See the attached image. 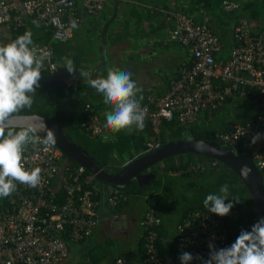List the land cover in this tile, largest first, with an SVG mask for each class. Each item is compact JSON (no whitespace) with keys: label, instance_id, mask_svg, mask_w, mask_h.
Wrapping results in <instances>:
<instances>
[{"label":"built area","instance_id":"obj_1","mask_svg":"<svg viewBox=\"0 0 264 264\" xmlns=\"http://www.w3.org/2000/svg\"><path fill=\"white\" fill-rule=\"evenodd\" d=\"M107 1L0 0V25L19 29L26 25L25 17L32 15L53 31L54 38L66 40L71 32V20L79 21L82 12L99 13ZM234 5L223 1L226 10ZM170 14L174 19L171 36L189 46V58L181 61L179 75L170 79L164 93L157 95L145 87L139 103L152 133L145 140L142 152L161 146L158 132L163 120L193 121L200 111L215 108L226 96L250 94L251 100L263 110L260 119L235 122L231 129L216 133L223 147L239 152L238 145L248 135L255 134L259 121L264 122V27L254 29L245 17L239 18L233 26L234 45L225 58L216 59L222 44L206 21L195 22L177 9ZM33 44L37 54H50L44 68L50 72L56 70L51 45ZM85 109H89V103L85 104ZM81 126L92 135L102 129L95 113L89 114ZM250 155L259 169L264 168V143ZM60 156L56 146L47 151L42 144L25 147L24 167L28 170L40 167L41 181L34 188L15 182L16 190L0 199V264H60L68 255L69 242L85 238L96 226L98 200L92 197L94 190L88 186L94 175L89 173L81 178L86 168L80 164L74 170L61 166ZM53 179L59 182L57 188L51 184ZM114 191L108 197V204L112 206L119 199H125L117 189ZM257 221L255 211L249 210L246 230L250 231ZM158 223L153 209L147 208L140 219L142 226L149 227L144 235L146 256L141 264H166L159 258L155 246L157 232L152 226ZM175 234L177 246L193 257L207 259L210 243L217 249L229 246V233L223 220L199 208L185 212L176 225ZM192 261L190 264H201L198 259ZM114 264H122V259L116 258Z\"/></svg>","mask_w":264,"mask_h":264},{"label":"trees","instance_id":"obj_2","mask_svg":"<svg viewBox=\"0 0 264 264\" xmlns=\"http://www.w3.org/2000/svg\"><path fill=\"white\" fill-rule=\"evenodd\" d=\"M122 1L124 0H119V4L122 3ZM223 1L224 0H189L191 8L187 9L185 6L175 7V8L185 12L189 17H191L193 21L198 23H202L204 21V17H203L205 15L204 12H209V14H219L221 16L223 14H226L229 16L228 18L234 19L233 26L235 25L237 20L241 17H245L250 25H252L253 19L264 17V0H228L230 2L235 3L234 7H232L229 10H226L223 7ZM77 4L80 5V3ZM110 4L111 5L108 8L109 12H107V14L105 12H102L103 17H108L109 16L108 14L110 13L112 14L113 0H111ZM196 10L200 12V15L196 14L195 17H192L191 15L195 14L194 11ZM215 18H222V17H215ZM25 20H26V25L19 29H13L11 26L8 27V30L10 32V37L5 38L7 43L13 41L19 35H22L24 32L30 31L32 33L33 43L38 42L40 44H50L52 46L53 56H54L53 58L54 60L57 61V63L63 62V59L67 57L74 61V64L77 67L78 71L79 70L85 71L84 70L85 67L83 66L82 63L83 60L86 59L79 58L78 55H73L70 47H66L64 44L62 45L60 42L52 41V38L54 37L52 36L53 31L51 29H48L43 25H41L40 23H38L35 20L34 16L32 15L26 16ZM227 21L229 20L227 19ZM230 24L231 23L227 22V27H225L222 31L216 28L218 24H213L216 30L214 31L218 35L221 44L223 43L224 46V49L221 50V52H219L218 55L216 54V59L225 58L228 55V51L230 49L226 51V48L228 47V44H231L232 42V41L231 42L228 41L230 40L228 37L229 36L228 32L232 34L231 40L233 38V32H234L233 26L232 28H230ZM232 44H234V42ZM42 72L48 73V69L43 68ZM85 84L86 82L84 78H81V81L79 82L78 87L75 91H77L80 88H84ZM57 96L61 97L59 100H64L66 94L62 92H55L52 90H48L41 86L37 90L32 107L25 108L20 113L39 112L45 116H48L55 123L59 124L63 128L69 140L74 141L82 148L86 149V151L96 159L99 165L105 167L110 172H116L120 168V165L124 163L126 159H131L137 150H141L142 147L144 148L145 140L149 138L151 135L152 128L150 123H145L144 130L142 132L138 131L137 134H129L126 133L125 130H121L118 133H113L112 131H110L105 127L106 116H104L101 120V128H102L101 132L92 135L89 131H86L81 126V122L87 119L89 114L98 113L99 106L89 102L88 98H86L81 102L69 101L64 104L45 103L46 101L49 100H57ZM242 97H246V96L241 94H235L231 97L226 96L224 100L218 103V105L215 108L204 109L200 113H198L197 117L193 121L181 122L176 118L169 121L163 120L162 123L160 124L161 127L158 132V137L161 141V145L170 140H178V139L187 140L188 137H191V139L200 137L207 140L215 139L219 143V145L223 147L222 143L220 142V140L216 135L218 131L231 129L235 122L244 123L249 120L258 121L260 119V115L263 110L261 107L256 105L252 100L250 102L252 109H250V111H248L243 118H240V120L239 119L231 120L230 118L228 119L227 116L222 118L220 117L219 111L223 107L228 105L235 98L236 100L237 99L240 100L242 99ZM86 103H89V109H85ZM70 104L71 106L72 105L79 106V109L74 110L73 108L70 107ZM163 125L165 126V128L162 127ZM108 132L115 135V137L109 139L104 138V135L108 134ZM257 132L264 133V122L259 121V127L257 128L255 134ZM255 134H253L252 136L248 135L247 137H245L243 142H241L238 145V150L246 151L249 154H252L253 151L260 148V146L264 143V137L258 140L255 144H252L251 139ZM126 143H128L129 147H125ZM122 146H124V148ZM140 152L142 153V151ZM114 154H118V156H121V159L119 160V164L116 167L110 165L111 159H113L112 157L114 156ZM196 159L205 163L204 167L203 166H202L203 168L200 167L201 169L199 167L196 168L192 167L191 169H189L190 163L192 161L193 163H195L197 161ZM163 162H164L163 165L159 166L158 168H155L157 166V163L152 164L150 166V170L153 173H155V176L151 180L149 185H143L142 187H138L135 181L133 182L132 185L128 187H121L112 183L98 180L94 176V178L91 180V182L88 185L89 187H92V189L94 190L92 197L96 200H99V198H103L102 201L105 204H108V197L115 193L114 191L115 189H117L118 192L121 193L122 195L128 197L130 194L131 196L134 194H139L141 191L147 189L148 186L152 185L154 188L149 196L148 208H152L155 215L158 216L159 218V223L157 225H153L152 228L155 229L157 232V237L155 239L157 254L159 258L164 262L166 261L167 258H170L173 259L176 264H181L180 260L177 258L174 252V250L177 249L179 251L180 249L177 248V246H175L176 249L175 248L173 249V247L167 248L166 245L159 238L161 222H162L159 204L162 195L166 190H168L170 184L172 185L181 184L184 187H191V186L194 187L196 184L201 186L204 184L202 181H197V179H193L187 182H182L180 181L182 180V178L185 177L193 178V175L195 176L204 175L209 179L207 183L208 185L211 184V187L212 186L221 187L224 184L228 185L229 193H230L229 200H231L234 203V207L230 210L229 215L223 217L220 216V217L223 219L228 229L229 246L236 240L242 229L246 230L248 228L249 224L245 221V217L247 216V210L250 209L249 205H251L252 202L245 185L241 182V180L232 170H230L224 164L210 157L193 152H188L184 155L177 154L176 156L163 159ZM59 164L61 166H67L70 170H74L79 165L77 162L68 158L62 153L59 159ZM260 171L262 173L263 185H264V168L260 169ZM89 173L90 172L86 169L83 172L81 178H83L84 175ZM51 184L56 188L57 186H59V182L56 179H53ZM162 185H163V189H161L160 192H158L159 187ZM95 187H97L98 189L96 190ZM232 197L239 198L240 202L236 203ZM3 199H5V197H3ZM229 200H226L225 203H228ZM126 203H127V198H125V200L119 199L116 202V204L113 205L114 206L113 211L116 212L123 210ZM193 208H202L207 210L203 205V200L200 198L199 200L193 201L192 203L188 204L185 208H183V210L179 214L180 218L178 219V221L181 220V218L188 209H193ZM144 214L142 215V217L144 216ZM142 227H143V233L139 237L136 243L137 254L135 257V262H133V264H141V261L146 256L144 235L147 233L149 227H144V226ZM63 235L67 237L66 233H63ZM116 258L118 257L116 256L108 257L110 262H113L114 260H116ZM127 264H130V262H128Z\"/></svg>","mask_w":264,"mask_h":264},{"label":"crops","instance_id":"obj_3","mask_svg":"<svg viewBox=\"0 0 264 264\" xmlns=\"http://www.w3.org/2000/svg\"><path fill=\"white\" fill-rule=\"evenodd\" d=\"M110 3H111V0H108L106 4L104 5L103 9L97 14H86L82 12L83 14L81 18L79 19V21H77L78 25L84 24V23L88 24L89 22L91 23V26L93 24L94 25L99 24L100 26L99 31H98L100 33L99 34L100 39H98L99 45L97 46L98 54L95 53L94 51L90 52V58L94 60H89L88 58L86 60H83V63H82L83 66L85 67L84 70L91 73V76L88 79L106 78L108 71L111 69V68L109 69V67L113 66L116 69L130 71L132 73L131 79L134 80L137 86L142 90L141 92L137 93L136 98L138 100H141L145 87H149L157 95L164 93L168 87L170 79L177 77L179 75L181 61L185 60L186 58H189V46L182 45L181 43L173 39L171 36L174 19H173L172 14H170V12L177 9L175 7L185 6L187 9L191 8L189 0H124L120 4L118 0L116 15L109 21V24L107 25L105 32L103 33V37H102L101 29L104 23L110 19L109 16L111 15V13L108 14L109 15L108 17H100V15L102 11L105 12L108 10V8L111 5ZM113 7H114V0H113ZM80 8L81 7H79V9ZM177 10H180V9H177ZM181 12L187 15L185 12L183 11ZM194 13L195 14H192V15L190 14V15L192 17H195L196 14L200 15V12L198 10L194 11ZM204 13H205V15L203 16L204 21H206L214 30L215 28L213 24H218L216 28L219 29L220 31H222L225 27H227V22L231 23L230 28H232L234 24V19L228 18L229 16L226 14H223L221 16L219 14H209V12H204ZM90 16H95V17H90ZM215 17H222V18H215ZM227 19L229 21H227ZM263 20H264V17L253 19L252 25H251L252 28L259 29V28L264 27ZM126 21L130 23H127ZM0 26L9 27L8 25H4V24ZM71 32H72V27H71ZM71 32H70V36H71ZM228 33H229L228 37L230 39L228 41L229 42L232 41V42L231 44H228L226 51L229 50L232 45H234L232 44L234 42L233 38L231 40L232 34L230 32ZM175 43H177L178 45L180 44L181 46L185 47L187 52L186 53L183 52L182 48H177ZM223 49H224V46L222 43L221 50ZM103 51H104V55L106 54L108 57L106 56L104 63L100 65ZM53 57L54 56H53V50H52V60L56 62L57 69L64 66L66 57L63 59V62H58V63L56 60H54ZM109 58H110V62H109L110 65L105 68L106 59H109ZM154 59L159 61L160 66L163 65V66L168 67L166 72H161V70H159L158 73L155 72V70H157L158 67L157 68L155 67L156 62L154 63L151 62V61H154ZM48 73H52V72L48 71ZM84 80L86 84L84 87V93L81 94L83 96L86 95V93H88L89 95L93 89L91 86L89 88L90 84L87 82L85 78ZM80 81H81V78L79 82ZM87 83L89 84L88 87L86 86ZM68 93H64L66 94V97ZM245 96L248 99V102H251L250 94L245 95ZM82 97L81 96L76 97V99L82 98ZM64 100H57V101H64ZM253 102L255 103V101ZM108 111L110 110H107V112ZM105 113L106 112H102L100 109L98 113H95L98 116L100 123H101L102 118L105 116ZM125 132L129 134H137L138 131L133 130L132 132H129L127 129H125ZM107 135H109L108 139L115 137V135L109 132ZM128 143H131V142H128ZM128 143H126L125 147H129ZM122 147L124 148V146ZM142 150H143V147L141 150H137L133 157L138 156L141 153L140 151ZM173 156H176V155H173ZM173 156H170V157H173ZM112 158L113 159H111L110 165H112L113 167H116L119 164V160L121 159V156H118V154H114ZM129 160L130 159H126L125 162L120 165V168ZM163 163L164 162L162 159L159 162H157V166L158 167L162 166ZM198 165H201L204 167L205 163L199 160H197L195 163H193L192 161L189 165L190 167L189 169H191L192 167L196 168V166L198 167ZM177 174H180V173H177ZM193 179H197V181H202L204 183H207V177L204 175L203 176L193 175ZM151 180L152 179H150L149 183L151 182ZM134 181L138 187H142L143 185H149V183L138 185L136 179H133L130 185H132ZM175 185L176 184H174V186ZM161 189H163V185L159 187L158 192H160ZM140 194L144 195V200L146 204L142 210H139V212H136V210L133 208V201L134 199L139 198ZM150 194H151V191L150 192L141 191L139 194H134L132 196L130 194L128 197L125 196V198H127V203L125 204L124 209L121 211H116V212L113 211L114 206L105 204L102 201L103 198H99L96 220L98 217H100L105 221L103 228L100 231V229H97V227L95 226L93 231L85 238L78 240V241H70L68 255L64 259V261L61 262V264L62 263L70 264L76 261L83 262L84 264H103V262L100 259L103 257L108 258L111 256H109V252H106V250L102 252L97 251L95 248V245L98 246V244H101L105 246L106 248H108L111 245L110 243H112L109 235L115 234V233H121L123 234L124 237L129 238V239L133 238V248L131 252H133V249L136 250V243L139 237L143 233V227L140 224V219L142 215L144 214L145 210L149 206ZM159 206L161 209V201H160ZM199 209H202V208H199ZM202 210H205V209H202ZM179 214L173 223L163 218L161 214L162 222H161L159 238L162 240V242L166 245L167 248L173 247V249L174 248L176 249L175 246H177V244L175 242V235H176L175 232H176V225L179 222L178 219L180 218ZM217 217L222 219L220 216H217ZM134 221L136 222V224H134ZM245 221H246V217H245ZM98 233L100 234V236L101 234H103L104 238L92 239V236L95 235L96 237V234ZM177 248L179 247L177 246ZM174 252L177 258L179 259V256L181 255V253L185 252V250L180 249L178 251L176 249L174 250ZM116 257H121L122 264H127L128 262H130V264H133V262H135L136 256L134 257L133 254H129L127 256L117 254ZM114 261L109 262V264H114ZM192 262L193 261H190V263ZM165 263L166 264H176L175 261L170 258H167Z\"/></svg>","mask_w":264,"mask_h":264},{"label":"clouds","instance_id":"obj_4","mask_svg":"<svg viewBox=\"0 0 264 264\" xmlns=\"http://www.w3.org/2000/svg\"><path fill=\"white\" fill-rule=\"evenodd\" d=\"M70 25L73 29L78 27L74 19ZM49 58L48 52L37 54L30 31L0 45V197L10 196L16 190L15 182L33 188L40 183L41 168L28 170L24 167L23 153L27 145L42 144L45 151L56 145L55 132L47 127L43 118L15 122L22 110L32 107L41 87L45 60ZM63 68L72 76L78 73L80 78H85L103 96L104 104L111 106V111L105 113L107 129L113 133L125 129L129 132L144 130L146 115L136 98L142 90L131 79L130 71L110 69L106 78L88 79L91 73L78 71L74 61L67 57ZM262 137L264 133L257 132L251 143L255 144ZM250 171L246 165L241 168L245 177ZM219 192V195L208 194L203 205L209 213L223 217L230 214L234 203L229 200L227 184L222 185ZM232 198L236 203L240 202L239 198ZM226 200L229 202L225 203ZM249 210L255 211L248 209L247 215ZM209 248L207 259L182 252L179 256L181 264H190L193 259L200 260L201 264H264V217L254 223L250 231L242 229L230 246L217 249L210 243Z\"/></svg>","mask_w":264,"mask_h":264},{"label":"water","instance_id":"obj_5","mask_svg":"<svg viewBox=\"0 0 264 264\" xmlns=\"http://www.w3.org/2000/svg\"><path fill=\"white\" fill-rule=\"evenodd\" d=\"M118 6V0H114L113 12L109 20H107L102 29L103 33L109 21L115 17ZM103 39V38H102ZM104 51L100 65L104 63ZM97 70V69H96ZM80 77L78 73L75 76L70 75L63 67L58 68L52 73L42 72V79L40 85L48 90L55 92L68 93L78 87ZM90 88V85H89ZM88 93L82 98L66 99L64 101L49 100L45 103L64 104L70 101L81 102L85 100ZM43 118L44 123L48 128L54 130L57 142L56 147L62 154L74 160L80 165H83L90 173H92L98 180L112 183L121 187H127L131 184L133 179H136L138 185L149 183L153 179L155 173L152 171L143 172L152 164L159 162L162 159L168 158L180 153L193 152L210 157L228 167L232 170L241 182L245 185L250 196L253 208L257 214L258 220L264 217V185L263 177L260 169L253 162L250 154L246 151L234 152L230 148L222 147L215 139L207 140L204 138H192L191 140H170L163 143L158 148L139 154L126 162L118 171L110 172L105 167L99 165L96 159L91 156L86 149L72 140H69L63 128L55 123L51 118L39 112H22L19 113L16 121L17 123L30 119ZM44 133H42L43 135ZM247 166L251 169L247 177L242 175L241 168Z\"/></svg>","mask_w":264,"mask_h":264},{"label":"rangeland","instance_id":"obj_6","mask_svg":"<svg viewBox=\"0 0 264 264\" xmlns=\"http://www.w3.org/2000/svg\"><path fill=\"white\" fill-rule=\"evenodd\" d=\"M104 12V11H102ZM106 14L107 12H109L108 10L105 11ZM112 15V14H111ZM111 15L109 17H111ZM90 17H95V16H90ZM100 17H103L102 13L100 15ZM127 23H130L128 21H126ZM99 24L97 25H92L91 23L88 22V24H80L78 25L77 28L73 29L72 28V32H71V36L68 37V39L66 40H59L56 38H52V41L54 42H60L62 45L64 44L66 47H70L72 50L73 55H78L79 58H85L89 60H94L90 58V52H95L98 54V48L97 46L99 45L98 43V39L99 38ZM10 37V32L8 30L7 26H0V45H6L7 41L5 40V38H9ZM68 40V41H67ZM177 48H182L183 52H187L186 48L181 46L180 44L178 45L177 43H175ZM106 54H105V58H106ZM108 57V56H107ZM152 59V58H151ZM110 58L106 59V67H108L110 64ZM152 63L156 62L155 67L158 69L155 70L156 73L159 72V70H161V72H166V70L168 69V67L166 66H160L159 61L155 60L151 61ZM116 69L115 67H109V69ZM88 83H87V87H88ZM82 93H84V88H80L77 91H72L70 93L67 94V97L65 99H74L77 96H80ZM82 97V96H81ZM61 97L57 96V100H59ZM89 102H91L94 105L99 106V109L102 112H107V110L111 111V106L109 105H105L103 102V96L101 94H98L97 91L93 88L92 91L90 92V94L87 96ZM70 107L73 108L74 110L79 109V106L77 105H72L70 104ZM250 109H252L251 103L248 102V99L246 97H242V99L240 100H236V98L234 100H232V102H230L228 105H226L225 107H223L220 111H219V115L220 117H225L227 116L228 119L230 118L232 119H239L243 118L245 116V114L250 111ZM200 122V120H199ZM161 127V126H160ZM163 128H165V126H162ZM109 135L105 134L104 138H108ZM188 153V152H186ZM186 153H180L182 155L186 154ZM155 168H158V166H156ZM193 180L192 177H188V178H182V182H187ZM207 181H209V179L207 178ZM204 183V182H203ZM197 186V187H196ZM183 185H171L169 186L168 190H166L164 192V194L162 195L160 201H161V214L163 216V218H165L166 220H169L171 223L174 222V220L177 218L179 212L181 210H183V208H185L188 204L192 203L193 201H197L200 198L202 200L205 199V197L208 194H220L219 190L220 187H211V184L208 185V183H204L203 185H195L194 187H184ZM153 186H148L147 189H145L144 191L146 192H150L153 190ZM1 199V197H0ZM145 200H144V195L140 194L139 198L134 199L133 201V208L136 210V212H139V210H142L143 207L145 206ZM249 208L252 209L253 205H249ZM105 224V221L98 217L97 218V229H101L103 228ZM134 224H136V222L134 221ZM253 225V224H252ZM138 229V227H137ZM112 243H110L111 245L106 248L105 246L98 244L95 245V248L97 251H105L109 252V256L111 257H115L117 254H121L123 256H127L129 254H133V256H136V250L133 249V252H131L132 248H133V238H126L123 236V234L121 233H115V234H110L109 235ZM99 239V238H104V235L98 233L92 236V239ZM103 264H109V259L106 257H103L100 259Z\"/></svg>","mask_w":264,"mask_h":264},{"label":"flooded vegetation","instance_id":"obj_7","mask_svg":"<svg viewBox=\"0 0 264 264\" xmlns=\"http://www.w3.org/2000/svg\"><path fill=\"white\" fill-rule=\"evenodd\" d=\"M144 171L146 172V171H151V170H150V168H148V169H145ZM144 171H143V172H144Z\"/></svg>","mask_w":264,"mask_h":264}]
</instances>
